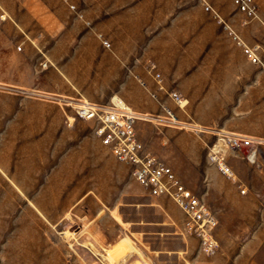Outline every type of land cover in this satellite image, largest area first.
Returning a JSON list of instances; mask_svg holds the SVG:
<instances>
[{
	"label": "rangeland",
	"instance_id": "obj_1",
	"mask_svg": "<svg viewBox=\"0 0 264 264\" xmlns=\"http://www.w3.org/2000/svg\"><path fill=\"white\" fill-rule=\"evenodd\" d=\"M205 1L238 33L229 20L237 9L233 0ZM38 2L0 0V264L134 263L144 258L135 244L148 242L140 224L132 223L139 213L127 207V192L142 186L100 142L93 122L75 114L76 106L127 103L139 115L136 132L145 148L153 146L158 155L149 152L184 182L196 181V175L182 174L187 142L176 143L169 129L262 137L264 75L201 0H44L45 22L31 24L40 33L32 38V26L20 20L28 11L36 16ZM159 90L169 100L171 91L179 93L184 105L170 100L169 108ZM243 153L226 156L246 189L242 194L236 186L239 200L253 195L249 203L238 202L233 212L218 201L215 189L225 177L211 161L217 169L208 178L212 185L195 191L218 214L222 233L215 255L228 264H262L264 197L251 195L245 183L260 189L263 156L251 164ZM207 155L205 148L199 157Z\"/></svg>",
	"mask_w": 264,
	"mask_h": 264
},
{
	"label": "built area",
	"instance_id": "obj_2",
	"mask_svg": "<svg viewBox=\"0 0 264 264\" xmlns=\"http://www.w3.org/2000/svg\"><path fill=\"white\" fill-rule=\"evenodd\" d=\"M201 3L206 12H210L223 23L210 4L205 0H201ZM233 4L246 18H258V7L254 0H233ZM223 25L245 58L264 75V48L247 44L228 24ZM153 75L161 79L159 72ZM169 97L178 107L184 105V98L179 93L171 91ZM163 109L166 118L175 122L174 113L165 107ZM75 114L81 120L93 122V131L100 142L116 160L129 165L132 178L146 189L151 197L167 196L180 208L184 215L181 233L194 239L201 253L212 256L219 252L220 245L216 237L217 217L203 198L190 189L170 166L145 148L136 132L139 115L131 106L121 100L112 101L107 105L82 101L76 106ZM262 142L263 140L252 135L219 131L215 141L208 146V157L218 171L226 179L235 182L240 188V193H244V188H241L236 173L227 160L226 151H243L242 157L253 164Z\"/></svg>",
	"mask_w": 264,
	"mask_h": 264
},
{
	"label": "crops",
	"instance_id": "obj_3",
	"mask_svg": "<svg viewBox=\"0 0 264 264\" xmlns=\"http://www.w3.org/2000/svg\"><path fill=\"white\" fill-rule=\"evenodd\" d=\"M38 1L39 2L35 6V9L37 10L36 16H34L32 11H28L23 17V20H20L22 25L24 24V26H29L31 24L33 25L34 23H37V26L44 25V10L46 8L45 2L44 0ZM254 1L258 7V18H246L243 13L234 8V12L229 17V20L247 44L259 45L260 47L264 48V0ZM32 30L33 31L30 33L32 38H34V36L37 34L40 35V33L35 32V27L32 26ZM239 50L241 52L240 48ZM133 67L135 68V72L141 75L142 80L147 82L149 87L153 86V83L147 73L138 69L137 64L133 65ZM179 90L181 91L179 93H181L186 98V93L182 86ZM157 95L166 106L171 109L173 108L170 101L171 99L169 100V98H164L163 91L161 92V90H159ZM156 108L157 107L154 102H150L149 109L155 110ZM161 115L162 113L157 115V117H161ZM201 127L205 128L203 125H201L200 128ZM207 129L208 128L197 131L200 133L175 131L173 129H169V133L172 136L173 134L176 136V143L183 144L184 142H187L186 146L184 145L182 147V154L183 157L188 158L187 160L189 163H185L182 174H184V171H188L190 172L189 174L196 175L197 179L196 181H190L188 179L186 182L183 180L182 181L194 192H196L195 189H197L199 185L202 184L204 187H210L212 184L208 178H212L211 175L217 173V169L214 166L209 165L210 160L208 155V158L201 159L199 154L200 151L202 152L205 148H208V146L215 141L216 134L223 130L218 129V131H212L210 128L208 130ZM230 131L237 132L232 130ZM252 136L260 138L264 142V135L262 137L255 135ZM211 138L212 140L210 141ZM150 148L151 150L148 149V151L152 152L156 150L153 148V146ZM194 152L196 153L194 154ZM155 153L157 152L155 151ZM260 154H262V160L264 162V144L261 148H259V155ZM193 162H195V164H193ZM230 165L232 166L231 163ZM198 177H200V180ZM224 179L225 180H222V187L216 188L215 192L219 197L218 201H220L223 205H226L230 211L236 212L239 210L238 206L241 203L238 202L240 201L249 203L253 197L252 193L255 191L261 192L262 197H264V179L261 180L259 190L256 188L257 184H255V182L249 181L245 183L252 196H244V198H241V200H239L240 197L237 195V185L235 182H232L226 178ZM240 184L241 188L245 187L243 183ZM244 190L246 191L245 188ZM242 194H245V192ZM127 195V207H130L133 213H139V215H137V217L139 216V219H133L132 223H137V225L140 224L139 234H143L144 236L146 235L148 242V244H135V251L138 250V254H140L141 251L144 258H141L139 261L131 264H228L227 261L219 255H204L199 251L197 242L194 239L184 236L181 233L180 228L184 219V215L180 208L170 198L167 196L151 197L146 189L136 186H133V189L130 192H127ZM144 203H148L149 207L144 208V206H142ZM213 207L215 208L214 204ZM214 215L218 216V214L215 213ZM221 233L222 232L217 227L216 236H220ZM130 253L132 252H128V255H130Z\"/></svg>",
	"mask_w": 264,
	"mask_h": 264
},
{
	"label": "bare ground",
	"instance_id": "obj_4",
	"mask_svg": "<svg viewBox=\"0 0 264 264\" xmlns=\"http://www.w3.org/2000/svg\"><path fill=\"white\" fill-rule=\"evenodd\" d=\"M36 153V152H35ZM33 160V158L32 157H30V158H27L26 159V163L28 164V163H30V161H32ZM125 243L124 244H131L130 242H128V241H124ZM124 246V245H123ZM123 252V251H122Z\"/></svg>",
	"mask_w": 264,
	"mask_h": 264
}]
</instances>
